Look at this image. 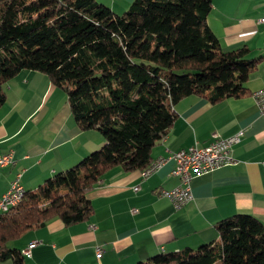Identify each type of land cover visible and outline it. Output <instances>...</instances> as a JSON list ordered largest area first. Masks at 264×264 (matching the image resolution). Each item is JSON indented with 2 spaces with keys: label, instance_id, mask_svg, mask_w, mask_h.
Listing matches in <instances>:
<instances>
[{
  "label": "trees",
  "instance_id": "trees-1",
  "mask_svg": "<svg viewBox=\"0 0 264 264\" xmlns=\"http://www.w3.org/2000/svg\"><path fill=\"white\" fill-rule=\"evenodd\" d=\"M212 0H133L117 14L96 0H0V107L4 84L36 70L63 90L82 131L104 144L26 190L0 213V260L19 264L9 242L54 218L65 225L93 213L88 193L112 167L142 170L177 118L174 106L199 95L210 103L248 93L264 56L224 50L208 23ZM219 239L160 252L136 264H264V225L251 214L215 224Z\"/></svg>",
  "mask_w": 264,
  "mask_h": 264
},
{
  "label": "crops",
  "instance_id": "crops-1",
  "mask_svg": "<svg viewBox=\"0 0 264 264\" xmlns=\"http://www.w3.org/2000/svg\"><path fill=\"white\" fill-rule=\"evenodd\" d=\"M96 1L120 14L133 0ZM263 16L264 0H212L208 23L224 50L246 45L258 57L264 56V24L258 21ZM245 86L246 95L215 103L199 95L182 98L167 135L152 148L154 161L195 143L205 146L213 133L244 131L233 146L235 163L195 176L185 205L175 208L159 194L180 184L171 173L172 159L146 179L139 169L112 167L88 193L93 213L87 220L65 225L54 218L8 243L22 251L37 242L19 264H136L218 240L215 224L235 214L254 215L264 225V111L252 96L264 89V58ZM3 87L0 154L12 152L14 163L0 171V195L19 172L24 188L34 190L104 144L99 131L78 128L66 93L44 73L23 69ZM0 264L16 263L7 258Z\"/></svg>",
  "mask_w": 264,
  "mask_h": 264
},
{
  "label": "built area",
  "instance_id": "built-area-1",
  "mask_svg": "<svg viewBox=\"0 0 264 264\" xmlns=\"http://www.w3.org/2000/svg\"><path fill=\"white\" fill-rule=\"evenodd\" d=\"M258 21L264 24V16ZM252 96L259 109L264 111V89L255 91ZM243 133V130H239L228 137H221L217 133H213V140L205 146H198L195 143L186 148L171 152L165 158L160 157L152 161L147 167L141 170V177L143 179L148 178L167 159H172L174 161V167L171 173L178 177L180 184L169 190L162 189L159 194L167 198L175 208H179L192 198L191 180L195 176L235 163L232 155L233 146L240 142ZM13 163L14 156L12 152L0 154V171L3 167L12 165ZM20 179L21 172L16 174L6 192L0 195V213L9 211L22 201L26 189ZM137 189L138 187H135V190ZM136 211V209L133 210V212ZM36 244L37 242L33 241L26 249H23L21 251L22 256H30L31 249ZM102 252V249L97 248L96 257H100Z\"/></svg>",
  "mask_w": 264,
  "mask_h": 264
},
{
  "label": "rangeland",
  "instance_id": "rangeland-1",
  "mask_svg": "<svg viewBox=\"0 0 264 264\" xmlns=\"http://www.w3.org/2000/svg\"><path fill=\"white\" fill-rule=\"evenodd\" d=\"M123 13V12H122Z\"/></svg>",
  "mask_w": 264,
  "mask_h": 264
}]
</instances>
